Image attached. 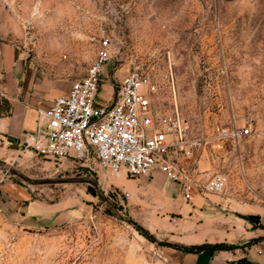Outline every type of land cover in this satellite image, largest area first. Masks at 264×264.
Returning <instances> with one entry per match:
<instances>
[{
  "label": "rangeland",
  "instance_id": "1",
  "mask_svg": "<svg viewBox=\"0 0 264 264\" xmlns=\"http://www.w3.org/2000/svg\"><path fill=\"white\" fill-rule=\"evenodd\" d=\"M107 38L97 101H114L128 73L151 74L158 110L177 111L190 138L207 140L203 182L213 174L228 181L222 194L193 201L215 199L220 212L225 203V218L237 207L264 215V0H0V77L1 61L12 58L52 101L86 75ZM8 109L0 100V114ZM233 126L252 130L239 151L216 138ZM159 173L156 186L165 178ZM0 180V264H185L196 247L178 240L210 223L206 207L197 218L175 210L185 203L179 189L133 185L92 160L21 151ZM210 226L220 249L245 252V240L220 239L233 231L227 220Z\"/></svg>",
  "mask_w": 264,
  "mask_h": 264
},
{
  "label": "built area",
  "instance_id": "2",
  "mask_svg": "<svg viewBox=\"0 0 264 264\" xmlns=\"http://www.w3.org/2000/svg\"><path fill=\"white\" fill-rule=\"evenodd\" d=\"M111 56L104 39L86 75L50 107L39 110L36 128L20 139L23 152L54 160L96 161L115 179L149 176L159 171L179 185L181 198L222 194L227 178L213 174L203 182L199 162L206 139L189 137V123L177 111L158 110L156 79L142 70L125 75L114 101L99 103V87ZM251 128H221L217 139L239 151Z\"/></svg>",
  "mask_w": 264,
  "mask_h": 264
},
{
  "label": "crops",
  "instance_id": "3",
  "mask_svg": "<svg viewBox=\"0 0 264 264\" xmlns=\"http://www.w3.org/2000/svg\"><path fill=\"white\" fill-rule=\"evenodd\" d=\"M3 73L1 74L0 82V100H3L8 103L9 109L5 114H0V174L6 173V170H9L10 163L14 162L16 156L22 151L20 147V139L24 135L32 133L36 128L38 111L47 109L52 105L56 98L51 99L52 101L45 100L41 92L35 89V75L30 68L26 69L22 63H17L12 58H5L1 61ZM62 96V95H61ZM60 97V96H59ZM48 105V106H47ZM30 153V152H29ZM210 166L209 161L204 157L199 162V172H205ZM6 169V170H5ZM159 172H153L149 176L131 178L136 180H131L133 185L142 184L146 185L150 183L152 189H161L163 192H166V188L172 189L171 191H177L180 187L174 183H171L166 179H163L162 183L159 185H154L152 183L153 176ZM161 174V173H159ZM208 176V174L204 175ZM127 180V178H124ZM149 180V182H148ZM1 183V180H0ZM176 185V187L174 185ZM132 186V185H131ZM5 188V187H4ZM7 188V187H6ZM132 189V187H130ZM136 189V188H135ZM144 189V188H141ZM7 190H9L7 188ZM179 200L182 202L181 193ZM197 201L192 206L191 203L183 201L181 204H173L175 210L180 213H193L196 212L195 217H198V213L202 214V209L206 207L205 215L210 218V223L207 226L215 224L218 220H227V223L230 224L233 228V231L220 233V239L222 241L232 242L235 239H243L247 242V248L242 250V252L236 253L237 250L233 251L232 249H224L225 245L222 248L212 251L211 248L216 245L217 239L213 230H210L209 227L205 226L199 229L198 232H193V234H186L183 239L178 240L179 244L183 246H192L194 247H203L199 250L198 253H184L183 261L185 264H264V215H260L259 223L255 224L250 217L256 216L254 213L255 209L250 208H240L237 207L235 215H229L224 217L225 212L224 208L227 206L225 203L221 204L222 207H218L220 211L215 208L214 203L215 199ZM212 202V203H211ZM198 204L199 208L195 207ZM218 206V205H217ZM201 209V210H200ZM218 212V216L212 218L207 211ZM207 213V214H206ZM200 215V216H201ZM259 216V215H258ZM222 218V219H221ZM253 223L256 225L254 228ZM223 224V223H222ZM262 237L259 245H249L253 239ZM177 240V239H176ZM177 242V243H178ZM252 244V243H251ZM220 246V245H219ZM232 248V247H230ZM240 254V255H237ZM240 260V262H239Z\"/></svg>",
  "mask_w": 264,
  "mask_h": 264
},
{
  "label": "trees",
  "instance_id": "4",
  "mask_svg": "<svg viewBox=\"0 0 264 264\" xmlns=\"http://www.w3.org/2000/svg\"><path fill=\"white\" fill-rule=\"evenodd\" d=\"M219 248H220V246H214V247L211 248V250L214 251V250H217ZM201 249H203V247H196V248L191 249L188 252H190V253H198L199 250H201Z\"/></svg>",
  "mask_w": 264,
  "mask_h": 264
},
{
  "label": "water",
  "instance_id": "5",
  "mask_svg": "<svg viewBox=\"0 0 264 264\" xmlns=\"http://www.w3.org/2000/svg\"><path fill=\"white\" fill-rule=\"evenodd\" d=\"M250 219H251L255 224H258L259 221H260L259 217H257V216H251Z\"/></svg>",
  "mask_w": 264,
  "mask_h": 264
}]
</instances>
